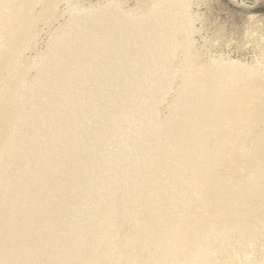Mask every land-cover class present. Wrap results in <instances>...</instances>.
I'll use <instances>...</instances> for the list:
<instances>
[{
  "label": "bare ground",
  "instance_id": "bare-ground-1",
  "mask_svg": "<svg viewBox=\"0 0 264 264\" xmlns=\"http://www.w3.org/2000/svg\"><path fill=\"white\" fill-rule=\"evenodd\" d=\"M76 1L0 0V264H264V53L195 0Z\"/></svg>",
  "mask_w": 264,
  "mask_h": 264
},
{
  "label": "rangeland",
  "instance_id": "rangeland-1",
  "mask_svg": "<svg viewBox=\"0 0 264 264\" xmlns=\"http://www.w3.org/2000/svg\"><path fill=\"white\" fill-rule=\"evenodd\" d=\"M101 1L76 2L87 5ZM60 10L62 13L57 15L56 20L40 27L37 49L45 48L47 41L66 20L68 6L65 2L60 5ZM195 10L201 19L198 20L201 34L208 40L207 45L212 53L228 54L250 63L257 62L258 56L264 53V0H195ZM26 54L32 53L27 51Z\"/></svg>",
  "mask_w": 264,
  "mask_h": 264
}]
</instances>
